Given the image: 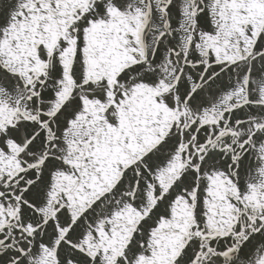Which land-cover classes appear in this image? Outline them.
Returning <instances> with one entry per match:
<instances>
[{"label":"snow or ice","instance_id":"snow-or-ice-1","mask_svg":"<svg viewBox=\"0 0 264 264\" xmlns=\"http://www.w3.org/2000/svg\"><path fill=\"white\" fill-rule=\"evenodd\" d=\"M0 264H264V0H0Z\"/></svg>","mask_w":264,"mask_h":264}]
</instances>
